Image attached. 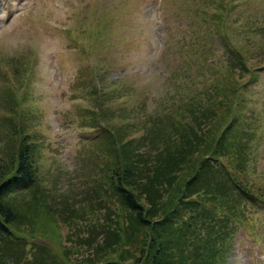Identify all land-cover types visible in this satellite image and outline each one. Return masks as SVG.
Returning <instances> with one entry per match:
<instances>
[{"label":"rangeland","instance_id":"rangeland-1","mask_svg":"<svg viewBox=\"0 0 264 264\" xmlns=\"http://www.w3.org/2000/svg\"><path fill=\"white\" fill-rule=\"evenodd\" d=\"M230 46H245L254 68L240 78V124L255 135L247 172L262 198L242 204L245 222L224 262L264 264V0H4L0 98L13 94L22 102L38 139L41 183L54 202L81 201L73 207L76 218L45 219L38 230L47 237L22 227L20 264L65 252L83 264L93 254L83 239L103 215L97 212L96 220L85 212L80 196L87 155L99 146L92 113L123 107L144 117L196 98L198 89L212 95L216 75L235 58ZM218 64L220 71H211ZM11 113L2 100L0 122Z\"/></svg>","mask_w":264,"mask_h":264},{"label":"trees","instance_id":"trees-1","mask_svg":"<svg viewBox=\"0 0 264 264\" xmlns=\"http://www.w3.org/2000/svg\"><path fill=\"white\" fill-rule=\"evenodd\" d=\"M232 50L235 58L216 75L212 95L198 89L196 98L144 117L123 107L92 113L99 146L87 155L80 196L85 212L96 220L99 212L104 221L83 239L93 251L83 264H225L246 204L262 198L247 172L255 135L240 124L241 79L254 68L245 46ZM2 100L13 117L0 122V264H20L18 250L27 243L19 237L22 227L47 237L38 230L45 219L76 218L73 207L81 201L54 202L41 183L38 139L22 102L13 94ZM73 261L66 252L40 253L34 264H78Z\"/></svg>","mask_w":264,"mask_h":264},{"label":"snow or ice","instance_id":"snow-or-ice-1","mask_svg":"<svg viewBox=\"0 0 264 264\" xmlns=\"http://www.w3.org/2000/svg\"><path fill=\"white\" fill-rule=\"evenodd\" d=\"M3 2H4V0H0V11H2Z\"/></svg>","mask_w":264,"mask_h":264}]
</instances>
